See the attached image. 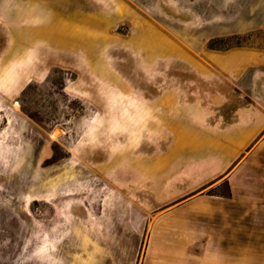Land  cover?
<instances>
[{"label": "rangeland", "instance_id": "obj_1", "mask_svg": "<svg viewBox=\"0 0 264 264\" xmlns=\"http://www.w3.org/2000/svg\"><path fill=\"white\" fill-rule=\"evenodd\" d=\"M224 1L0 0V264H114L137 254L154 221H217L200 195L229 193L206 143L227 87L195 65L264 50V29L213 46L196 37L221 31ZM181 44L202 50L184 68ZM249 179L264 207V162ZM255 221L264 209L237 202L246 256L214 263L264 264L247 259L260 251L246 243L264 232Z\"/></svg>", "mask_w": 264, "mask_h": 264}, {"label": "crops", "instance_id": "obj_2", "mask_svg": "<svg viewBox=\"0 0 264 264\" xmlns=\"http://www.w3.org/2000/svg\"><path fill=\"white\" fill-rule=\"evenodd\" d=\"M223 4L218 18L222 22L221 31L209 35L197 33L196 37L201 36L203 42L217 36L264 29V0H225ZM205 47L210 49L207 44ZM179 50L181 68H184L185 54L202 52L188 44H181ZM221 55L226 56L227 61L219 62L220 68L211 67L209 70L199 63L195 65L197 75H213L221 86L227 87L221 89L220 116L210 122H219V135L206 143L211 142L213 148L218 146V157L211 159L216 160L215 177H224L230 189L228 194L200 195L201 212L216 214L217 221L209 220L203 227L183 221H154L149 226L150 232L143 247L140 248L137 238V254L133 258L117 256L114 264H217L214 262L234 261L246 256V253L237 252L236 246L245 243L236 238L235 218L237 202H242L245 208L249 206L254 213L264 209L257 199L259 186L253 190L247 188V181L253 172H257L258 164L264 162V50L238 46ZM197 113L202 114L201 111ZM180 115L188 114L180 108ZM245 190L249 195L240 193ZM240 196L247 197V206L246 200L242 201ZM255 223V228L264 229V223ZM195 228L203 231H195ZM114 239L123 241V238ZM246 243L260 247L258 252H247V259L264 261V232L253 235ZM106 262L101 259L96 264ZM39 264L51 263L42 261Z\"/></svg>", "mask_w": 264, "mask_h": 264}, {"label": "trees", "instance_id": "obj_3", "mask_svg": "<svg viewBox=\"0 0 264 264\" xmlns=\"http://www.w3.org/2000/svg\"><path fill=\"white\" fill-rule=\"evenodd\" d=\"M223 37H215V38H212L209 42V46H213L215 44V42L219 39H222Z\"/></svg>", "mask_w": 264, "mask_h": 264}]
</instances>
